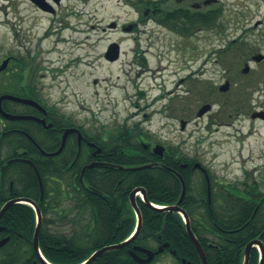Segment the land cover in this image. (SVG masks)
<instances>
[{"label": "rangeland", "instance_id": "1", "mask_svg": "<svg viewBox=\"0 0 264 264\" xmlns=\"http://www.w3.org/2000/svg\"><path fill=\"white\" fill-rule=\"evenodd\" d=\"M132 3L133 0H59L56 4L48 0L47 4L58 11L54 16L38 11L29 0H0V61L9 52H28L36 57L34 81L44 87L50 102L89 130V135H101L103 124L115 129L133 128L148 141L165 144L180 157L202 163L224 182L244 180L251 186L259 184L257 189L264 191V122L251 120L249 108L242 107V96L248 93L244 88L247 77L240 72L244 55H232L226 62L234 65L236 76L229 77L234 83L230 92L233 98L238 95L239 102L225 108L214 106L218 120L226 125L213 126L209 133L205 128L207 119L199 121L196 111L204 101L216 100L217 86L228 79L219 74L226 66L222 58L214 63L217 56L212 54L211 34L202 31L203 42L190 53L181 45L186 42L181 36L152 23L140 27L145 30L140 36L123 32V26L139 17ZM249 10L247 29L264 20L263 5L258 10L251 5ZM111 23L116 24L115 28H108ZM14 25L16 30L11 28ZM153 28L157 33L152 40L158 37L157 41L150 46L146 58L136 56V47L143 51L151 43L147 30ZM262 28L264 23L258 31L236 29L234 36L241 37L238 43L243 42V48L250 45L249 51L264 50V42L259 44L255 37L248 40L249 34L257 35ZM136 37L139 41H134ZM114 42L119 44L120 57L110 63L103 54ZM157 54L164 59L159 62ZM187 59L195 62L191 68L185 67ZM206 61L207 72L191 75L190 71ZM162 66H166L165 70ZM260 69L264 85V65ZM259 96L263 100L264 93H253V98ZM181 120L187 121L184 131L180 129ZM249 130L251 139L246 135ZM47 230L71 236V224L67 222L49 225ZM173 263L168 254L158 261Z\"/></svg>", "mask_w": 264, "mask_h": 264}, {"label": "flooded vegetation", "instance_id": "2", "mask_svg": "<svg viewBox=\"0 0 264 264\" xmlns=\"http://www.w3.org/2000/svg\"><path fill=\"white\" fill-rule=\"evenodd\" d=\"M29 1L38 9V11L50 12L54 16L58 13L56 9H53L48 4H46V9L44 10L37 6L33 1ZM53 1L56 4L59 3V0ZM46 2H48V0H46ZM260 4L264 7V0H133L132 7L139 17L128 25L131 26L130 31L136 33L138 36H140L142 32L145 33V30L140 29V27L146 23H152L156 28L181 36L180 38L186 41L182 42L181 45L190 53L198 49V45L203 42V37H201L200 34L202 31H206V33H210L213 38L212 54L217 56L214 63H218L219 59L222 58L221 61L224 62L221 63L226 65L228 64L226 63L228 59H232V55L239 54L241 56L243 54L244 56L242 59H245L243 67H247V71L244 73L241 69L240 72L244 77H247V85L244 88L248 90V93L244 92V95L242 96V107L249 108L248 114L251 120L264 122V97L263 100L259 99L260 96L256 99L253 98L254 92H257L260 95L261 93H264V85L259 78L262 73L260 67L264 65V50L258 49L253 51L252 49L249 51L250 45L245 44L243 48V42L238 43V41L241 40V37L234 36V30L236 29L245 31L252 29L258 31V27L264 23V20L257 21L253 26L250 25L249 29H247V26L250 22L245 24V21L247 20L248 12H250V6L252 5L258 10ZM128 25L123 26L121 30L125 31L124 28ZM11 28L16 30L15 25ZM231 29H233V31L229 32ZM104 30L106 29H103V31ZM147 33L149 35L148 41H151V43L148 42L146 49L143 51H141L140 47L134 49L135 55H138L140 58H146L150 46L157 41L156 39H158V37H153L152 40V36L157 33L155 28L148 29ZM45 36H47V33H45ZM251 37H255V41L262 44L264 42V28H262L257 35L249 34L248 40H251ZM193 38L194 42H189V40ZM134 41H139V37L134 38ZM22 47V43H20V48ZM104 56L105 53L103 54V57ZM258 57L260 58L259 60L257 59ZM157 58L159 59V62L164 59L161 58V54H157ZM36 59V57L30 55L28 52L23 55L22 53L18 54L16 52H9L0 61L1 63L2 61L7 60L6 68L0 72V75H3L4 82V86L0 87V91H2L0 96L8 95L13 98L29 101L28 103H23L11 99H5L1 102L2 111L10 116V118H5L0 113V154L4 156L5 153H7L6 151H10L11 156H4L10 157V159L6 161V164L16 161L30 164L27 161H30L31 163L33 162L28 160L29 158L36 157L40 159L51 156L53 164L52 171L57 172L59 155L63 152L69 141L70 147L76 145L77 151H80L83 145L87 148V156L90 157L91 161L84 163L81 170L84 166L91 163H97L103 168L110 167L122 171L130 170L134 174L137 170H141L136 169L139 166H123L116 163L114 164L110 161L114 156L123 152L122 149L120 150V147L123 143H126V140L130 142L132 141L133 143H139L134 136V132L132 131L131 133H128V127H125L126 131L124 132L122 130L123 127H116L115 129L110 124H103L101 127V135L99 136L101 147L97 145L95 139L89 137V130H86L81 124L76 123L73 117L69 118V115H66L59 110L55 103L50 102L49 95L47 91H44V87L38 85L37 82L34 81L37 77L35 72L37 67ZM141 60L144 62L145 59ZM194 64L195 62L193 60L187 59L185 67L191 68ZM206 64L207 61L202 63L199 69L195 68L194 72L190 71L191 75H201L203 74V70L204 72H207L208 69ZM223 67V70L219 72V74L221 77H226L228 79L224 80L222 84L217 86L216 91L218 93H215V96L218 97L216 100L209 101L210 103L204 101L200 105L201 108L208 104L211 108L197 118L199 121H202L204 118L207 119V126L205 128L209 133H211L213 126L223 127L226 125L224 122L218 120V115H216L218 112H213L214 106L216 104L222 108L229 107L230 105L234 106L240 99L237 97L238 95H236L237 98H233L230 92L234 83L229 80V77L234 78L236 76V73L233 72L234 65H226ZM157 70H159V68L155 71ZM224 85H227V88L225 91H221L220 88ZM221 95H223L222 98L220 97ZM222 111L224 112L225 110ZM223 114L224 113H221V115ZM13 117L23 118L11 119ZM68 129L78 130L82 138L78 141V133L73 132L69 134L61 152L53 154L59 150L63 134ZM184 129L182 131H184ZM113 130L115 131L114 133ZM17 142H22L23 145L19 146L16 144ZM140 142L142 150L146 152L143 154H148L146 156V164H152L153 166L145 169L154 168L158 171L165 170L168 173L171 172L174 174L178 179L180 178L181 175L179 176L177 173L178 171L170 170L164 165L165 155H167V147L165 144H159L164 147V152L162 156L159 157L153 153V148L157 143L148 141L144 136H141ZM97 148L99 149L98 152ZM136 150L138 151V149ZM189 159L192 158H188V160ZM189 163L190 162H182L183 166L180 168L183 170L184 180H189L190 182L189 190L191 194L193 193L195 196L189 198L183 197L178 208L181 212H184L187 215L190 229L192 230L191 221L194 220V216H191L189 211L190 209H195L198 211L195 218L199 223L197 228L199 238H211V242L206 243L207 246L218 251L221 249L222 245H226L227 249L229 247L231 248L230 252L241 254L243 262L245 248L249 243H252L248 256V264H264V191L257 189L260 187L259 184L256 183L255 186H251L249 182L244 180L224 182L218 174L209 171L202 163L196 161H193L190 165ZM196 163H198L199 166H196ZM73 165L74 162L71 166ZM11 170L12 168L10 167L8 171ZM169 185V182L164 183L165 187H169ZM236 187L241 189L240 192L243 195V201L246 205L245 213L242 216V231L240 226H236V224L232 223V221L235 220L234 217L229 218V215H227L228 217L221 221V217L224 215L225 211H234V205L232 203L235 200L232 197L225 198V195L235 192ZM135 188L143 187L139 186L134 187L133 189ZM78 189L79 187L76 188V190ZM129 194L127 198V206L125 208L127 215L126 218L123 219H134L135 225L126 239H128L134 232L137 222V215L130 204ZM184 195L186 196V193H184ZM178 199L167 207L176 205ZM74 200L75 199L72 201ZM135 201L143 222L142 211L145 208H150H148L145 202L139 197H136ZM158 212L165 213V215L170 213L168 211ZM170 214H172L171 216L174 218L180 216V213L178 212H171ZM230 215H233V213H230ZM209 216H212V218H210V224L205 222L208 220L207 218ZM253 218H255L254 223H258L256 224L259 226L257 230L256 225L251 223ZM184 223V220H181V224L176 222V225L180 230L184 229L187 235ZM162 228H164V225ZM240 233L243 234L242 238H240L242 246L237 244L236 241L238 240L236 239V235ZM137 237L128 245L118 249V251L125 252L130 261L139 264L134 256L141 259L146 258V254L140 250L146 249L153 253L158 252L153 257L152 261L146 264H158V261L165 254L172 256L175 261L173 264H185L183 262L184 260L186 263L198 264L197 261H191L190 259H186L184 256L177 254V252L182 250L180 243L175 244L176 247H172L170 241L162 240L160 239V236H158L157 239L148 237L146 241L139 243ZM201 242H203V240H201ZM203 244L205 245V242H203L201 246ZM109 252L99 255L92 262ZM121 258L122 255L120 253V256L115 259L116 262L114 264H120ZM102 260L104 263L101 261V264H105L107 258H102ZM198 260L199 264H201L200 258Z\"/></svg>", "mask_w": 264, "mask_h": 264}, {"label": "trees", "instance_id": "3", "mask_svg": "<svg viewBox=\"0 0 264 264\" xmlns=\"http://www.w3.org/2000/svg\"><path fill=\"white\" fill-rule=\"evenodd\" d=\"M3 86V75H0V87ZM122 130L126 131L125 128ZM127 131L131 133L134 129ZM99 136L89 135L101 147ZM134 136L139 143L126 140V143L120 147L123 152L114 156L111 162L123 166H142L147 163L148 154H143L146 152L142 150L140 142L144 134L139 132L134 133ZM16 144L23 145L22 142ZM6 152L4 156H10V151ZM4 156L0 154V209L7 201L19 198L30 199L38 205L42 217L38 237L39 250L51 264H80L94 251L106 245L122 242L130 234L135 223L134 219H123L127 215L125 208L128 194L134 187H143L148 201L160 206L173 204L179 198L182 189L181 181L174 174L154 168L137 170L134 174L130 170L122 171L96 165L87 168L80 180L82 165L91 159L87 156V148L84 145L80 151H77L76 145L70 147L69 141L59 155L57 172L52 171L51 156L40 159L29 158L28 160L33 162L32 165L20 161L6 164L11 156ZM193 161L188 160L184 155L180 157L176 151H169V147L167 148L164 165L178 171L179 176L181 175L186 198L195 195L191 194L190 182L184 180L183 170L180 167L182 162H190V165ZM73 162L74 165L71 166ZM33 166L37 169L42 181V200H39L40 190ZM10 167L12 170L8 171ZM165 182L170 183L169 187L164 186ZM77 187H79L78 190H76ZM240 191L241 189L236 187L235 192L225 195V198L232 197L235 200L232 203L234 211H225L221 221L227 218V215L229 218L234 217L235 220L232 223L240 226L242 231V216L246 205ZM73 199L75 200L72 201ZM197 213L195 209L189 211V214L194 216L191 227L200 245L205 242L202 246L207 264H242V255L230 252V247L227 249L226 245H222L221 251H216L206 245L207 242H211L210 237L199 238L197 229L199 223L195 218ZM142 214L143 222L137 237L139 243H143L148 237L157 239L160 236V239L170 241L172 247L180 243L182 250L177 254L191 261H197L199 264V258L190 239L184 229L180 230L176 225V222L181 224L180 216L177 215L178 217L174 218L170 213L165 215L147 208L143 209ZM162 216L163 219H161ZM210 218L212 216H209L205 222L210 224ZM251 221L254 223L255 218ZM66 222L71 224V236L53 234L47 230L49 225ZM256 224L258 223H254ZM35 225V211L27 204L15 203L3 213L0 218L2 229L0 241L6 237L8 241L0 248V264H43L32 247ZM163 225L164 228H162ZM258 227L256 225V230ZM242 236V233L236 235L237 244L240 246H242L240 239ZM119 252L122 255L120 264H137L130 261L125 252L118 250L100 256L91 264H101V261L104 263L102 258H107L105 264H114L115 259L120 256Z\"/></svg>", "mask_w": 264, "mask_h": 264}, {"label": "water", "instance_id": "4", "mask_svg": "<svg viewBox=\"0 0 264 264\" xmlns=\"http://www.w3.org/2000/svg\"><path fill=\"white\" fill-rule=\"evenodd\" d=\"M33 1L36 5H38L40 8L42 9H45L46 7V4H45V0H31ZM109 27L111 28H114L115 27V24L112 23L109 25ZM131 29V26H127L125 28L126 31H130ZM119 46L117 43H112L106 53H105V56L104 58L107 60V61H110V62H113V61H116L119 57V50H118ZM258 60L260 59L259 57L257 58ZM6 65H7V60H4L2 61V63L0 64V72L3 71L5 68H6ZM247 71V67H244L242 69V72H246ZM227 88V85H224L220 88L221 91H225ZM5 99H11V100H15V101H18V102H23V103H28L29 101L27 100H23V99H19V98H13L11 96H8V95H1L0 96V113L5 117V118H10V116H8L7 114H5L2 109H1V102ZM210 110V105H204L202 106L196 113V116L197 117H200L202 116L204 113H206L207 111ZM14 118H18V119H22L23 117H13L11 119H14ZM185 124L186 122L185 121H180V128L181 130L184 129L185 127ZM73 132H76L78 133V141H80V139L82 138L80 132L76 129H68L66 130V132L63 134V137H62V143H61V146L59 148V150L56 152V153H53V154H57L59 152H61L63 146H64V143H65V140L67 138V136ZM99 151V149H97V152ZM164 152V147L160 146V145H156L154 148H153V153L156 154L157 156L161 157L162 154ZM53 154H49V155H53ZM28 163L32 164L30 161H27ZM95 165H98L97 163H91L89 165H86L82 168L81 170V173H80V180H82V175L84 173V171L87 169V168H92L93 166ZM152 164H146V165H142V166H139L137 167L136 169H143V168H149L151 167ZM196 166H199L198 164H196ZM153 167V166H152ZM33 169H34V172L36 174V177H37V180H38V185H39V190H40V200L42 199L43 197V185H42V181H41V178L39 176V173L37 171V169L33 166ZM180 181H181V188H182V191H181V194H180V197L176 203V205H173V206H169V207H165V208H158L154 205H152L146 198V194H145V190L143 188H135L133 189L130 194H129V199H130V204L132 205V207L134 208L135 212H136V215H137V222H136V227L134 229V232L132 233V235L128 238V240H126L125 242H122V243H118V244H114V245H110V246H105L101 249H98L96 250L88 259L85 263L83 264H90L93 260H95L99 255L105 253V252H109V251H114V250H118V249H121L123 248L124 246L128 245L132 240H134L138 234H139V231L141 229V225H142V220H141V215L136 207V196L137 194H140L142 196V199L143 201L145 202V204L147 205L148 208H150L151 210H154V211H168V212H178L180 213L182 216H183V219H184V226L186 228V232H187V235L188 237L190 238L192 244L194 245L195 247V250L201 260V264H207V261H206V256H205V253L202 249V247L200 246L198 240L196 239V237L194 236L193 232L191 231L190 229V225H189V219L187 217V215L184 213V212H181L180 209L178 208V205L180 204L181 200L183 199L184 197V193H185V186H184V183L183 181L181 180V178H179ZM15 203H24V204H27L29 206H31L34 211H35V215H36V225H35V229H34V233H33V238H32V247H33V250L37 256V258L43 263V264H51L49 263L43 256L42 254L40 253V250H39V243H38V237H39V232H40V226H41V214H40V211H39V208H38V205L30 200V199H23V198H19V199H13V200H10V201H7L3 207L0 209V218L2 217L3 213L13 204ZM0 230H2L0 228ZM8 241V238H4L0 241V248ZM252 247V243H249L246 248H245V251H244V260H243V263L242 264H248V256H249V251ZM141 252L145 253L146 254V258L144 259H141V258H138L137 256H134L135 257V260L139 263V264H146V263H149L152 261L153 257L158 253H153L149 250H146V249H140ZM262 257H263V252H262ZM185 264H190V263H186V261L184 260L183 261ZM262 264V263H260Z\"/></svg>", "mask_w": 264, "mask_h": 264}, {"label": "bare ground", "instance_id": "5", "mask_svg": "<svg viewBox=\"0 0 264 264\" xmlns=\"http://www.w3.org/2000/svg\"><path fill=\"white\" fill-rule=\"evenodd\" d=\"M77 48H79V47H77ZM166 67V66H165ZM165 67L164 66H162V69H164L165 70ZM252 130H249L247 133H246V135H247V137H248V139H251L252 138V132H251ZM171 213V212H170Z\"/></svg>", "mask_w": 264, "mask_h": 264}]
</instances>
